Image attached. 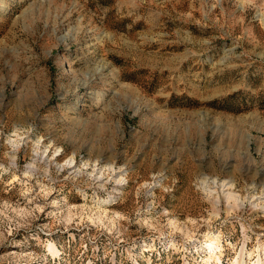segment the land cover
<instances>
[{"label":"rangeland","instance_id":"rangeland-1","mask_svg":"<svg viewBox=\"0 0 264 264\" xmlns=\"http://www.w3.org/2000/svg\"><path fill=\"white\" fill-rule=\"evenodd\" d=\"M0 264H264V0H0Z\"/></svg>","mask_w":264,"mask_h":264},{"label":"bare ground","instance_id":"bare-ground-1","mask_svg":"<svg viewBox=\"0 0 264 264\" xmlns=\"http://www.w3.org/2000/svg\"><path fill=\"white\" fill-rule=\"evenodd\" d=\"M229 189V188H228ZM227 196L228 197H234V193H232L230 190L227 191Z\"/></svg>","mask_w":264,"mask_h":264}]
</instances>
